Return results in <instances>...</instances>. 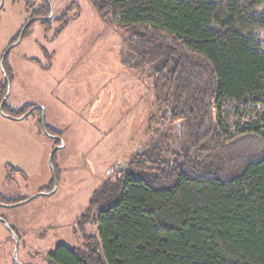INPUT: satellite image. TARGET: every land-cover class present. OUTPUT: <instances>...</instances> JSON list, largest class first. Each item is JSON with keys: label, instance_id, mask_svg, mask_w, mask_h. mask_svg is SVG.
Returning <instances> with one entry per match:
<instances>
[{"label": "trees", "instance_id": "obj_1", "mask_svg": "<svg viewBox=\"0 0 264 264\" xmlns=\"http://www.w3.org/2000/svg\"><path fill=\"white\" fill-rule=\"evenodd\" d=\"M89 1L152 69L180 144L136 154L104 180L84 217L95 218L98 238L87 235L84 249L57 245L47 264H264V0ZM36 20L48 21L27 26ZM5 60L2 112L43 114L5 111ZM23 202L0 196V205Z\"/></svg>", "mask_w": 264, "mask_h": 264}, {"label": "rangeland", "instance_id": "obj_2", "mask_svg": "<svg viewBox=\"0 0 264 264\" xmlns=\"http://www.w3.org/2000/svg\"><path fill=\"white\" fill-rule=\"evenodd\" d=\"M33 16L48 21L27 26ZM25 27L5 57V111L32 105L43 114L0 112V196L25 200L0 205V259L15 264L6 222L18 239L16 260L47 264L57 245L84 249L87 235L98 238L97 221L84 217L104 180L136 154H160L180 138L156 100L152 69L138 66L125 30L103 22L89 0H0V62ZM256 35L264 44V29Z\"/></svg>", "mask_w": 264, "mask_h": 264}, {"label": "water", "instance_id": "obj_3", "mask_svg": "<svg viewBox=\"0 0 264 264\" xmlns=\"http://www.w3.org/2000/svg\"><path fill=\"white\" fill-rule=\"evenodd\" d=\"M20 40V39H19ZM18 40V41H19ZM10 48L8 47L7 49H6V51L3 53V55H2V59H1V62H0V67H1V70H2V72L4 73V68H3V63H4V60H5V57H6V55H7V52H8V50H9ZM3 102L4 101H2L1 103H0V112L2 113V114H4L3 112H2V107H3ZM40 108V107H39ZM5 115V114H4ZM23 118V117H22ZM42 120H43V118H42ZM43 129H45V126H44V121H43ZM60 147H62V145L60 144V146L59 147H57V148H60ZM57 148H55V149H53V151L51 152V154H50V157H49V163H50V165H51V160H52V156H53V154H54V152H55V150L57 149ZM39 194H44L43 192H40ZM4 224L6 225V227H7V229L9 230V232L11 233V235L13 236V238L15 239V247H14V250H13V256H12V258H13V260H14V263L15 264H22V263H19L17 260H16V253H17V245H18V239H17V237H16V235H15V233L12 231V229L9 227V225L6 223V222H4Z\"/></svg>", "mask_w": 264, "mask_h": 264}, {"label": "crops", "instance_id": "obj_4", "mask_svg": "<svg viewBox=\"0 0 264 264\" xmlns=\"http://www.w3.org/2000/svg\"><path fill=\"white\" fill-rule=\"evenodd\" d=\"M17 250H18V249H17ZM0 264H8V261H7V260H4V261H3V259L1 258V259H0Z\"/></svg>", "mask_w": 264, "mask_h": 264}]
</instances>
